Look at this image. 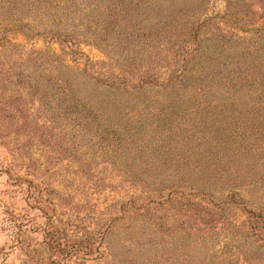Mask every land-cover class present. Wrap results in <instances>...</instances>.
I'll use <instances>...</instances> for the list:
<instances>
[{
    "label": "rangeland",
    "instance_id": "1",
    "mask_svg": "<svg viewBox=\"0 0 264 264\" xmlns=\"http://www.w3.org/2000/svg\"><path fill=\"white\" fill-rule=\"evenodd\" d=\"M263 72L264 0H0V264H264Z\"/></svg>",
    "mask_w": 264,
    "mask_h": 264
},
{
    "label": "trees",
    "instance_id": "2",
    "mask_svg": "<svg viewBox=\"0 0 264 264\" xmlns=\"http://www.w3.org/2000/svg\"><path fill=\"white\" fill-rule=\"evenodd\" d=\"M207 19H209V18H205L204 20H198V22L197 23H200V25L203 23V22H205ZM199 30V29H198ZM57 34V36L58 35H60V33H56ZM262 74H264V72L262 73Z\"/></svg>",
    "mask_w": 264,
    "mask_h": 264
}]
</instances>
